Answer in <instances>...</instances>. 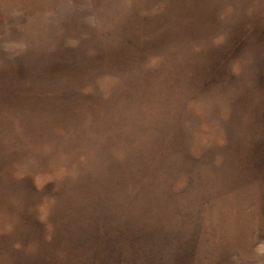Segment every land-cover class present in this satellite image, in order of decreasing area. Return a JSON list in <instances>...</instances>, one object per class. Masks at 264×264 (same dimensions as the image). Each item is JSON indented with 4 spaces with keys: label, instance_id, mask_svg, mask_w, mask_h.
I'll return each instance as SVG.
<instances>
[{
    "label": "rangeland",
    "instance_id": "obj_1",
    "mask_svg": "<svg viewBox=\"0 0 264 264\" xmlns=\"http://www.w3.org/2000/svg\"><path fill=\"white\" fill-rule=\"evenodd\" d=\"M0 264H264V0H0Z\"/></svg>",
    "mask_w": 264,
    "mask_h": 264
},
{
    "label": "bare ground",
    "instance_id": "obj_2",
    "mask_svg": "<svg viewBox=\"0 0 264 264\" xmlns=\"http://www.w3.org/2000/svg\"><path fill=\"white\" fill-rule=\"evenodd\" d=\"M199 76V75H198ZM199 78V77H198Z\"/></svg>",
    "mask_w": 264,
    "mask_h": 264
}]
</instances>
